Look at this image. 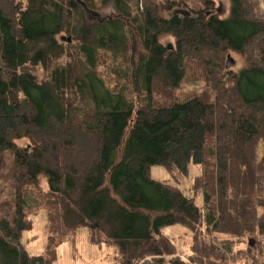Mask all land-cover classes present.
Masks as SVG:
<instances>
[{
    "label": "trees",
    "instance_id": "1",
    "mask_svg": "<svg viewBox=\"0 0 264 264\" xmlns=\"http://www.w3.org/2000/svg\"><path fill=\"white\" fill-rule=\"evenodd\" d=\"M85 1L110 13L0 0V264L23 263L39 208L46 244L27 264L55 261L82 227L105 264H264L246 240L264 237V0H230L226 16L215 0ZM231 51L238 70L225 67ZM195 67L202 85L155 100L154 79L176 88ZM153 164L197 165L202 203L154 178ZM175 223L193 233L190 251L164 232ZM203 231L224 235L214 258L199 247Z\"/></svg>",
    "mask_w": 264,
    "mask_h": 264
},
{
    "label": "rangeland",
    "instance_id": "2",
    "mask_svg": "<svg viewBox=\"0 0 264 264\" xmlns=\"http://www.w3.org/2000/svg\"><path fill=\"white\" fill-rule=\"evenodd\" d=\"M145 0H141V4H144ZM158 2L159 5H163L167 0H155ZM189 1L191 4H195L196 0H186ZM91 8H94L101 12V15H108L110 13V8L107 6H104L103 9L101 7H96L94 5L88 4ZM191 5L187 6L188 8ZM230 7V0H215V10L220 13V15L226 16L229 12ZM182 9V8H181ZM163 11V9H162ZM161 11V12H162ZM88 13V12H87ZM167 15V13H164ZM95 18V16H94ZM67 33L63 34V38H67ZM175 38L171 34H162L161 41H163L165 44H175ZM143 51L142 44L140 43L137 46V51L134 50L133 46H129V56H133L134 60H137L139 54L138 52ZM231 54L233 57V62L230 63L229 67L226 66L228 55ZM224 60V64L226 68L235 69L238 70L244 65V61L233 51H231ZM126 59V58H122ZM201 65V64H200ZM122 67L128 69V66L126 64H123ZM102 68H106V66H102ZM123 68V69H124ZM133 68V67H132ZM194 72H190L186 77L184 78V81L181 85H179L176 88H173L169 85L161 86V91H158L159 84L161 85L160 80H155L153 82V95L156 100V98H159L160 102H164L163 100L166 99V101H173L177 98L186 96L189 91L194 90L197 84L202 85L203 77L202 73L203 71L199 67L200 70H197ZM193 69V68H192ZM191 70V69H190ZM197 71L199 74L197 75ZM129 76L132 77L133 75V69H129L128 71ZM40 77L44 75V71L40 69L39 71ZM122 76V75H121ZM120 76V77H121ZM196 76H199L195 79ZM117 80V78L115 77ZM133 81V78H128L127 82ZM129 86L131 84L129 83ZM200 173V169L195 164H190V170L187 174H183L180 171L171 172L166 166L161 164H153L151 167V174L154 178L159 180H164L168 182L174 183L175 181L179 183L180 188L184 191V193L188 196H194L195 201L200 204L203 201V195L202 193H195L193 189V182L197 174ZM43 188H47V182L45 177L41 178ZM45 209L39 208L37 209L36 213H32V216L35 218V224L34 227L30 230H26L23 235V240L26 242V249L22 250V264H27V258L29 253L37 254L41 253L44 250L45 244H46V230H45V222H46V215H45ZM163 230L165 233H167L175 242L177 245V248L181 250L182 252L190 251L191 243L194 242V235L186 225L183 223H175L172 225H168L163 227ZM77 235L76 243H73L71 241L64 242L60 245L59 248V256L58 258L53 261L50 264H105L104 257L107 258L106 252H102L99 250V248L96 246V244L91 243L88 240V228L82 227L79 229ZM224 236L223 234L216 233L215 235H212L208 233L207 231H203L199 239L201 240V244L199 242V247L202 248L204 254L207 258H214L212 254H209L211 251V247L214 244L215 241H217L219 238ZM250 238L251 244L254 247L256 251L263 254L264 253V237H259L257 235H247L246 240ZM193 241V242H192ZM188 247V248H187ZM187 248V249H186ZM104 254V257L102 256ZM102 258V259H101Z\"/></svg>",
    "mask_w": 264,
    "mask_h": 264
},
{
    "label": "water",
    "instance_id": "3",
    "mask_svg": "<svg viewBox=\"0 0 264 264\" xmlns=\"http://www.w3.org/2000/svg\"><path fill=\"white\" fill-rule=\"evenodd\" d=\"M77 2L80 3L83 6L84 10L86 12H88L90 17L98 16L100 14V12L98 10H96L94 8H91L85 0H77ZM177 11L188 13V10H186V9H177ZM231 62H233V57L231 56V54H229L226 66L229 67Z\"/></svg>",
    "mask_w": 264,
    "mask_h": 264
}]
</instances>
